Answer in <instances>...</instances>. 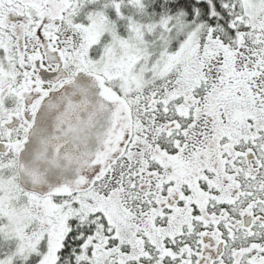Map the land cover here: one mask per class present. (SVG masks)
<instances>
[{"label": "snow or ice", "instance_id": "obj_1", "mask_svg": "<svg viewBox=\"0 0 264 264\" xmlns=\"http://www.w3.org/2000/svg\"><path fill=\"white\" fill-rule=\"evenodd\" d=\"M0 264H264V0H0Z\"/></svg>", "mask_w": 264, "mask_h": 264}]
</instances>
